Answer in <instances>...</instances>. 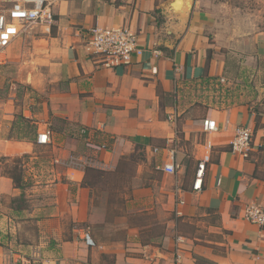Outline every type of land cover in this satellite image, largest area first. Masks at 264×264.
<instances>
[{
    "label": "crops",
    "instance_id": "obj_1",
    "mask_svg": "<svg viewBox=\"0 0 264 264\" xmlns=\"http://www.w3.org/2000/svg\"><path fill=\"white\" fill-rule=\"evenodd\" d=\"M173 1L62 0L53 7L54 24L33 26L8 48L27 38L34 46L46 43L41 60L48 73L34 85L46 99L25 112L34 117V138L51 127L61 140L51 143L57 159L89 154L106 170L139 147V180L149 178L150 185L137 186L132 200L153 208L162 223L158 241L146 235V225H126L104 238L93 231L106 222L93 214L92 190L82 184L85 169L57 164L34 186L45 204L44 231H10L16 239L11 251L32 255L29 261L14 254L23 264H177V255L181 264H264V226L245 218L247 204L264 203V83L257 86L263 95L234 107H207L186 94L190 86L228 81L231 67L233 77L264 76V29L228 20L229 0H180V9ZM96 25L130 27L142 53L129 65L101 66L84 48ZM6 116L0 113L1 137L11 126ZM205 118L217 121V132L203 131ZM238 126L253 131L248 157L231 150ZM33 146L0 138V154L7 156L29 154ZM202 159L203 188L195 191ZM172 161L176 174L162 170ZM19 190L0 175L1 194ZM2 252L0 245V263Z\"/></svg>",
    "mask_w": 264,
    "mask_h": 264
},
{
    "label": "rangeland",
    "instance_id": "obj_2",
    "mask_svg": "<svg viewBox=\"0 0 264 264\" xmlns=\"http://www.w3.org/2000/svg\"><path fill=\"white\" fill-rule=\"evenodd\" d=\"M233 6L225 15L229 20L240 19L246 21L247 26L252 29H264V0H229ZM177 7L176 9H178ZM31 34L41 36L42 31H32ZM46 43L34 46L33 40H20L15 43L7 52L9 58L0 64V113L5 114L6 121L11 126L8 127L7 134L3 139L15 138L25 140L34 144L33 150L29 154L19 156H7L0 154V174L7 175V172L14 169L16 165L22 167L23 176L27 186L24 190H19L17 195L0 193V245L3 247L1 257L5 260L0 264H23L25 262L21 256L24 255L31 261V253H14L9 244L15 243L10 231H44L42 227L41 209L45 205L41 191L36 190V181L46 176L51 166L57 164L64 165L65 161L57 163L53 144L42 146L37 143L34 134L38 131L35 128L34 117H27L25 112L34 111L33 107L44 97L39 95L34 87L35 83L45 78L48 69L42 63V56L46 55L43 48ZM32 47V51H31ZM37 48V49H36ZM233 67L229 69V80L224 84L208 83L203 87L190 86L186 94H194L201 98V104L213 108H226L241 105L251 101L255 96L263 95L260 92V83H264V76H252V73L244 77H233ZM264 75V65L262 66ZM43 100V99H42ZM53 141L61 142L58 136L52 137ZM17 158H20L18 161ZM144 160L143 151L135 147L134 151L124 155L113 173L104 174L98 180L92 179L93 214L105 217L104 227H97L93 231H98L104 238L111 239V231L120 224L132 226L146 225L150 231L146 235L154 237L152 241H158V234L161 233V221L157 218V213L153 208L145 209L140 202H134L133 190L137 186L150 185V180H139V165ZM21 169V168H20ZM151 174V173H149ZM130 201V202H129ZM129 202V203H127ZM71 226L67 222V227ZM123 226V227H124ZM119 229V228H116ZM91 230V231H92ZM109 231V232H108ZM1 261V258H0ZM37 261H40L39 259ZM36 264H39L36 262Z\"/></svg>",
    "mask_w": 264,
    "mask_h": 264
},
{
    "label": "built area",
    "instance_id": "obj_3",
    "mask_svg": "<svg viewBox=\"0 0 264 264\" xmlns=\"http://www.w3.org/2000/svg\"><path fill=\"white\" fill-rule=\"evenodd\" d=\"M62 0H0V64L6 62V52L11 44L20 37L28 34L35 25L51 26L55 23L53 7ZM86 52L97 63L106 68L129 65L134 54H141L139 35L130 27H101L96 25L87 32L84 42ZM220 84L226 83L225 78L219 79ZM219 125L215 119L205 118L203 131L206 134L218 131ZM86 133L85 129L81 131ZM52 129L46 127L38 132L36 141L40 145L52 143ZM1 138V126H0ZM253 131L246 126H238L231 141V150L248 157L252 147ZM207 148H213L211 140L206 142ZM57 159V163H61ZM65 165L86 169L87 167L102 168L100 163L89 154H71L65 160ZM207 160L198 162L196 177L193 183L195 191L203 188ZM179 165L172 161L165 164L162 170L176 174ZM184 203V201H181ZM245 218L260 226H264V203L253 201L245 206ZM176 263L181 264L177 255Z\"/></svg>",
    "mask_w": 264,
    "mask_h": 264
},
{
    "label": "trees",
    "instance_id": "obj_4",
    "mask_svg": "<svg viewBox=\"0 0 264 264\" xmlns=\"http://www.w3.org/2000/svg\"><path fill=\"white\" fill-rule=\"evenodd\" d=\"M17 160L19 161L20 158H17ZM21 168V169H20ZM112 174L113 172L111 170H106V169H102V168H97V167H87L85 169V177L83 180V186L85 187H89L92 189V181L89 180V176L91 175L92 179L94 180H98L100 176L104 175V174ZM1 175V174H0ZM7 176H9L10 178L13 179V184L15 188H19L21 190H24L25 187L27 186V183L25 181V177L23 176V170L22 167H18V165L15 166L14 169L10 170L7 172ZM107 222V219H106ZM104 226V225H102ZM123 224H116V228H119L117 230L114 231H125V229H123ZM132 226V225H130ZM101 227V226H100Z\"/></svg>",
    "mask_w": 264,
    "mask_h": 264
},
{
    "label": "water",
    "instance_id": "obj_5",
    "mask_svg": "<svg viewBox=\"0 0 264 264\" xmlns=\"http://www.w3.org/2000/svg\"><path fill=\"white\" fill-rule=\"evenodd\" d=\"M179 2H180V0H174L172 2V7H174L176 9L179 6Z\"/></svg>",
    "mask_w": 264,
    "mask_h": 264
},
{
    "label": "bare ground",
    "instance_id": "obj_6",
    "mask_svg": "<svg viewBox=\"0 0 264 264\" xmlns=\"http://www.w3.org/2000/svg\"><path fill=\"white\" fill-rule=\"evenodd\" d=\"M183 6V5H182ZM180 9V8H179Z\"/></svg>",
    "mask_w": 264,
    "mask_h": 264
}]
</instances>
